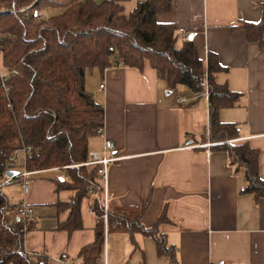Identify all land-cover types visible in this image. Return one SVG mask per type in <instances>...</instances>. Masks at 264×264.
<instances>
[{
  "label": "crops",
  "instance_id": "obj_1",
  "mask_svg": "<svg viewBox=\"0 0 264 264\" xmlns=\"http://www.w3.org/2000/svg\"><path fill=\"white\" fill-rule=\"evenodd\" d=\"M116 1L127 15L139 0ZM171 1V9L157 14V21L193 33L205 63L208 52L217 56L223 70L215 74L216 81L241 93L236 106L220 109L219 119L240 127L237 136L246 139L234 142L246 141L259 150L258 174L264 179V49L247 41L240 27L241 21L260 20L264 0ZM183 41L178 36L177 45ZM87 75L91 81L85 89L104 109L103 132L96 135L100 147L107 138L115 146L111 154L121 157L109 165V206L148 200L141 218L145 227L164 211L168 220L159 229L175 247L178 264H264V198L241 191L244 170L230 163L226 151L203 145L209 138L205 95L197 98L181 84L169 87L148 62L142 70L122 65L102 72L93 68L86 71L85 83ZM91 138L89 151L94 150ZM57 179H68L65 168L36 170L27 192L15 184L19 195L12 185L2 187H9L3 190L11 204L7 215L18 221L16 206L25 202L30 207L32 227L24 235V249L32 264H83L79 252L94 241L98 220L89 209L93 197L81 202L80 229L59 230L67 212L58 215L55 203L67 201L72 191L57 188ZM134 238L133 245L127 234L107 231L97 264H173L157 255L150 236L136 233Z\"/></svg>",
  "mask_w": 264,
  "mask_h": 264
},
{
  "label": "trees",
  "instance_id": "obj_2",
  "mask_svg": "<svg viewBox=\"0 0 264 264\" xmlns=\"http://www.w3.org/2000/svg\"><path fill=\"white\" fill-rule=\"evenodd\" d=\"M171 0H139L126 15L116 0H0V57L8 95L0 78V181L4 166L14 150L31 146L26 159L29 171L65 168L67 180L57 179V188L72 191L67 201H57V214L67 212L57 229L68 233L80 229V205L93 197L98 217L94 241L79 252L83 264H97L107 231L150 236L156 253L178 264L175 247L159 226L168 220L163 211L154 224L141 221L148 200L141 205L104 206V186L97 166L82 165L88 160V140L104 124L103 105L85 89L87 70L122 65L142 70L145 62L163 74L169 87L187 86L200 98L205 95L208 109V136L213 150L226 151L230 163L243 168L241 190L264 198V179L258 174L259 150L246 141H229L237 136L236 125L219 119V111L238 104L241 93L218 83L215 74L223 70L217 56L207 53V63L199 55L193 39L180 46L174 23L157 21V14L171 9ZM61 9L41 17L44 9ZM257 22L241 21L246 40L264 49V1ZM15 71V72H14ZM10 102L11 107L7 104ZM11 207L0 188V264H32L24 249V235L32 227L10 220ZM106 213V221L102 215Z\"/></svg>",
  "mask_w": 264,
  "mask_h": 264
},
{
  "label": "built area",
  "instance_id": "obj_3",
  "mask_svg": "<svg viewBox=\"0 0 264 264\" xmlns=\"http://www.w3.org/2000/svg\"><path fill=\"white\" fill-rule=\"evenodd\" d=\"M191 34L190 31H188L185 28H178V35L182 40L188 39L189 35ZM1 37V34H0ZM113 66H116L115 63H113ZM15 72V71H14ZM11 72L7 69H3L2 64H0V78H1V87L6 95H8L9 87L6 84V78ZM100 88L104 87V84L99 85ZM184 100V99H181ZM8 107H11L10 102L7 104ZM235 130L238 132L240 130L239 126L235 127ZM103 132V126L97 129V135H101ZM207 136H208V129H207ZM245 137H235L233 139H230L229 141H241L245 140ZM217 142L210 141L209 138H207V141L203 144L204 146L210 147L213 144H216ZM114 143L107 139H103L102 147L100 150H91L88 153V160L84 163H81L82 165L87 166H97V175L99 176V179L101 180L103 186H104V206L106 211L107 206V193L105 190V187L107 185V177H108V170L109 165L111 163L117 162L121 157L116 156L115 154H111V152L114 150ZM32 152L31 146H23L21 148H18L13 151V153L8 157L7 164L4 166V178L0 181V188L4 186H9L13 184H19L24 192H27L29 187V181H30V175L33 172L36 171H29L26 168V159L28 155ZM18 154H21V159L18 162ZM10 171L12 174L10 176H7L6 172ZM89 209L95 213L93 207H89ZM31 209L30 207L25 203L21 202L19 203L15 208V215L17 217V220L26 223L29 220ZM96 214V213H95ZM102 218L106 221V213L102 215ZM61 257L65 259L66 255L62 254ZM209 264H225L224 260H219L215 262H211Z\"/></svg>",
  "mask_w": 264,
  "mask_h": 264
},
{
  "label": "rangeland",
  "instance_id": "obj_4",
  "mask_svg": "<svg viewBox=\"0 0 264 264\" xmlns=\"http://www.w3.org/2000/svg\"><path fill=\"white\" fill-rule=\"evenodd\" d=\"M59 12H61V9H50V8H48V9H44V10H42L41 11V14H40V16L41 17H44V18H46V16H49V15H51V14H57V13H59ZM0 64H2V59H1V57H0ZM2 66H3V64H2ZM90 78H89V76L87 75V78H86V83H85V87H86V89L88 90L89 89V87H90ZM198 105H202L203 104V100L202 99H199V101H198V103H197ZM98 137V138H97ZM93 142V145H92V148L94 149V150H97V148H98V150L101 148L100 147V139H99V136H94V137H92L91 138V143ZM17 158H18V162L20 161V158H21V154H18V156H17ZM53 168H59V167H53ZM49 169H51V168H49ZM11 187H13L14 188V193H17V191H18V195L20 194V192H19V188H20V186L19 185H12ZM8 189H9V187H7V188H4L3 190H4V192L5 191H8ZM21 190H22V188H20ZM23 191V190H22ZM24 192V191H23ZM6 193V192H5ZM10 198V197H9ZM18 200V199H17ZM10 201L11 202H15V200H12V199H10ZM86 203V202H85ZM84 203H82V205H83ZM10 213V211L9 210H7V214H9Z\"/></svg>",
  "mask_w": 264,
  "mask_h": 264
},
{
  "label": "water",
  "instance_id": "obj_5",
  "mask_svg": "<svg viewBox=\"0 0 264 264\" xmlns=\"http://www.w3.org/2000/svg\"><path fill=\"white\" fill-rule=\"evenodd\" d=\"M193 37H194V34L191 33V34L189 35L188 39L191 40V39H193ZM6 174H7V176H10V175L12 174V172L7 171Z\"/></svg>",
  "mask_w": 264,
  "mask_h": 264
}]
</instances>
